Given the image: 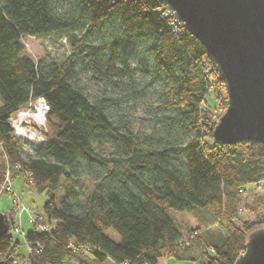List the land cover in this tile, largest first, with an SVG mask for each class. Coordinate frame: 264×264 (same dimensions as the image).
<instances>
[{"label": "trees", "instance_id": "16d2710c", "mask_svg": "<svg viewBox=\"0 0 264 264\" xmlns=\"http://www.w3.org/2000/svg\"><path fill=\"white\" fill-rule=\"evenodd\" d=\"M89 32L100 37L90 42ZM44 35L66 40L64 57L34 60L25 53L23 37ZM139 42L145 67L131 62ZM137 70L139 91L158 84L165 94L159 108L170 111L157 117L154 134L133 132L112 118L111 97L90 98L76 82L79 72L90 71L104 82L125 77L127 87ZM209 94L227 106L206 49L160 0H0V182L8 167L10 177L20 174L43 189L48 228L31 224L18 241L6 214L0 264L23 254L29 264H157L171 257L233 264L247 234L264 225L257 194L250 207L245 200L247 186L264 185V144L215 140L219 115L206 103ZM37 99L47 103L46 139L23 155L8 119ZM102 144L111 152L98 149ZM82 176L92 184L84 197L77 193ZM245 205L252 219L240 220ZM170 210L205 211L219 236L210 241L192 229L184 237Z\"/></svg>", "mask_w": 264, "mask_h": 264}, {"label": "water", "instance_id": "95a60500", "mask_svg": "<svg viewBox=\"0 0 264 264\" xmlns=\"http://www.w3.org/2000/svg\"><path fill=\"white\" fill-rule=\"evenodd\" d=\"M160 2L200 41L224 82L227 106L212 129L214 139L264 144V0ZM6 232L0 211V235ZM245 241L233 264H264V226Z\"/></svg>", "mask_w": 264, "mask_h": 264}, {"label": "rangeland", "instance_id": "374dc122", "mask_svg": "<svg viewBox=\"0 0 264 264\" xmlns=\"http://www.w3.org/2000/svg\"><path fill=\"white\" fill-rule=\"evenodd\" d=\"M109 31V30H107ZM105 31V37H110L111 32ZM88 40L91 42L96 40L99 36L97 32H89ZM25 53L34 60L41 59L43 57L48 58H62L67 53L69 49V45L63 37H58L57 35H44L42 37L35 36H25L23 37ZM144 47L143 42H139L135 44L132 48L131 53L133 55L131 62L140 65V67L147 66L148 57L145 56L142 49ZM141 71H136L131 78L133 81L130 82L129 85H124L123 80L125 77L114 78L112 81L104 82V80L97 79L96 77L91 75L90 71L87 72H79L77 77V84L82 90L86 93L90 98L97 97L99 95H104L106 97H111L110 99V111L112 114V118L128 125L133 132L144 135V134H154L156 133L157 127V117L159 115L164 114L165 112H170L168 110H162L159 108V103L164 100L165 94H162V90L158 86V84L153 83L152 85H148L142 92L139 91L141 84ZM140 73V74H137ZM135 88L134 90H132ZM206 103H209L212 113L215 116H220L226 107H223V102L219 99H216L214 95L209 94ZM37 104H42L43 109L46 113V104L43 100L37 99L35 102L24 106L23 108L15 111L8 122L10 123L13 133L17 135L23 147V155L28 153H32L34 146H40L46 139V121H45V113L41 123L35 122L32 113L35 111V106ZM28 111L29 114H26L24 117H19L20 112ZM19 129L26 134H32V137L28 136H20L17 132ZM160 129V128H158ZM98 149L110 153L111 150L108 145L102 144ZM1 170V167H0ZM6 171L9 174V168L6 167ZM3 179L0 182V211L3 212L4 215L8 214L11 216L14 213V210H21L20 220H21V228L24 231H27L31 227L32 219L31 216L34 214L40 215V218L44 220V216L42 213L41 206L47 200V197L44 193V190L41 188H37L25 182L24 176L17 174L11 177L12 189L14 191V195L16 197L12 198L13 192L12 190H8L6 188V183ZM82 184V187H81ZM92 184L85 177L82 176L79 180V185L77 187V193L81 197H84L86 193H88L91 189ZM248 190L245 191V200L246 205L251 206L254 203V193L257 194V198L264 204V185L254 184L247 186ZM56 196L57 203L62 199V188H56ZM254 200V201H253ZM244 206L243 209L240 210V220H244L248 217L252 219L251 214L252 211L249 210V207ZM27 209V210H26ZM170 212L175 217L176 221L182 226V233L184 237H189L191 234H194L192 229H197L200 232H203L209 236V240L213 241L216 238L215 235L219 236L218 227L215 222L211 221V217L205 211H197L194 210L190 213L188 212H175L170 210ZM264 212V211H263ZM39 223V222H38ZM14 224V223H13ZM36 224H34L35 226ZM264 226V225H260ZM13 227V225H12ZM259 227V226H257ZM48 229V228H47ZM10 233L12 237L18 241L22 240V236L20 233L15 232L10 228ZM106 234L113 238L114 240L118 239L119 236L115 234L112 230H107ZM212 236V237H211ZM20 249L23 252L27 253L26 246L23 248V244L20 243ZM183 260V259H182ZM182 260L178 261L176 264L180 263H188V264H199L197 260ZM158 262V261H157ZM13 264H29L27 257L23 254L22 257H18L14 260Z\"/></svg>", "mask_w": 264, "mask_h": 264}, {"label": "built area", "instance_id": "2783aa9c", "mask_svg": "<svg viewBox=\"0 0 264 264\" xmlns=\"http://www.w3.org/2000/svg\"><path fill=\"white\" fill-rule=\"evenodd\" d=\"M65 40V39H64ZM44 101V100H43ZM45 102V101H44ZM46 104V102H45ZM46 108H47V104L45 105ZM10 119V118H9ZM11 120V119H10ZM11 123V121H10ZM12 125V123H11ZM26 175V174H25ZM4 182L6 183V188H8V190H12L13 192V195H12V198L16 197L14 195V191L12 189V184H11V177L8 175L7 171H6V174L4 175ZM27 210V209H26ZM20 215H21V210L18 209L17 211L14 210V213L13 215H11V217L13 218L14 220V224H13V227H12V230H14L15 232L17 233H20V235L23 237L24 236V230H22L21 228V220L19 219L20 218ZM31 219H32V223L31 224H36V226L39 228V229H44V230H47V224H45V220H42L40 218V215L38 214H34V216H31ZM39 222V223H38ZM25 246L27 248V251H30V246L28 245V243H25ZM118 264H129V262L127 261H124L122 263H118Z\"/></svg>", "mask_w": 264, "mask_h": 264}, {"label": "bare ground", "instance_id": "6f19581e", "mask_svg": "<svg viewBox=\"0 0 264 264\" xmlns=\"http://www.w3.org/2000/svg\"><path fill=\"white\" fill-rule=\"evenodd\" d=\"M44 113H45V111H44V109H43L42 104H37V105L35 106V111L32 113V116H33L35 122H38V123L43 122L42 119H43ZM26 114H29V112H28V111L20 112V113H19V117H20V118H21V117H24ZM17 132H18V133L20 134V136H22V137H23V136H28V137H30V138L32 137V134H31V135H30V134H26V133L22 132L21 129H19Z\"/></svg>", "mask_w": 264, "mask_h": 264}, {"label": "crops", "instance_id": "0c3cea01", "mask_svg": "<svg viewBox=\"0 0 264 264\" xmlns=\"http://www.w3.org/2000/svg\"><path fill=\"white\" fill-rule=\"evenodd\" d=\"M175 260L176 259H174L172 257L171 258H160L158 260L157 264H176L177 262H175ZM187 261H190V260H187ZM182 262H184V260H182ZM178 264H180V263H178ZM182 264H188V263H182Z\"/></svg>", "mask_w": 264, "mask_h": 264}]
</instances>
